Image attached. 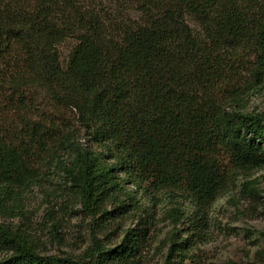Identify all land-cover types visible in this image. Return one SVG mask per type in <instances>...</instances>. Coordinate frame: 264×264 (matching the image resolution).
Masks as SVG:
<instances>
[{"label":"trees","instance_id":"trees-1","mask_svg":"<svg viewBox=\"0 0 264 264\" xmlns=\"http://www.w3.org/2000/svg\"><path fill=\"white\" fill-rule=\"evenodd\" d=\"M119 1L138 21L92 0H0V215L57 170L104 229L133 220L118 243L94 235L79 259L42 254L0 223V264H141L158 195L208 207L264 168V110L242 96L264 84V0ZM183 213L163 264L192 263L203 238V215Z\"/></svg>","mask_w":264,"mask_h":264},{"label":"rangeland","instance_id":"rangeland-1","mask_svg":"<svg viewBox=\"0 0 264 264\" xmlns=\"http://www.w3.org/2000/svg\"><path fill=\"white\" fill-rule=\"evenodd\" d=\"M92 1L96 8L121 22H135L140 17L135 6L119 0ZM72 45V41L60 45L64 61ZM236 93L237 90H231L227 95L232 98ZM242 96L247 110H264V84ZM72 190L65 177L53 170L37 183L6 198L12 207L0 215V223L25 233L45 255H70L79 259L92 244L94 235L105 244L118 243L121 228L133 224L131 213L104 229L99 219H92L84 210ZM132 209L130 205L126 210ZM178 210L191 217L202 214L205 222L201 243L194 249L192 263L188 264H264V168L238 174L235 182L208 207H200L180 191L158 195L155 199L157 227L141 264L164 263L175 226L179 234L185 235L188 223L182 221L183 217L175 219ZM108 231L112 232L106 236Z\"/></svg>","mask_w":264,"mask_h":264}]
</instances>
